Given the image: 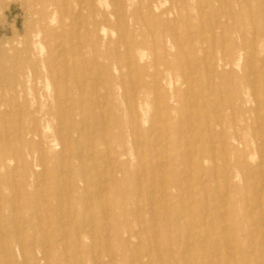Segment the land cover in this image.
<instances>
[{
    "label": "bare ground",
    "instance_id": "obj_1",
    "mask_svg": "<svg viewBox=\"0 0 264 264\" xmlns=\"http://www.w3.org/2000/svg\"><path fill=\"white\" fill-rule=\"evenodd\" d=\"M111 1H113V8L107 12H102L99 7L103 6V4L107 6V0H9V2L0 0V5L6 7L8 13H12L16 10L21 11V14L25 19L24 24L21 26L22 34H19L17 28L18 14L14 16V22L10 29L15 35L19 34L20 38L15 44L8 45L7 53L5 55V58L8 59L7 61L11 62L13 58H16L17 60V68L12 70L9 73V76L15 80L17 84L16 98L18 104L21 106V115L11 126H8L5 123L1 124L0 160L3 161L5 157L11 156L16 158L19 157L21 159L19 167L22 168L24 173H26L29 169L27 155L37 154V157L42 164H45L46 162L51 163V167H49L50 169L52 168V176L55 177L56 180L59 178L61 167L64 166L69 173V183L62 181L61 184H48L47 178L42 179L39 183L37 182V186L40 187L39 191L42 192L43 196L39 195L40 192L38 190H31L32 192L29 193L31 196V202H36V206L29 208L25 216H23V214L22 216L20 215V217H23L22 220L27 226L21 227L17 219V215L20 213L14 205L15 202L13 204L14 210L9 214L10 217L7 216L6 218L0 207V264H85V257L89 255V249L83 246L84 236L82 235L86 233L82 235L79 233L81 230L91 229L93 225L87 217L82 215L79 218L78 215L91 209L89 204L86 203L87 201L82 202L80 199L83 196L94 195L89 189V185L93 183L95 176L91 171L92 169H88L86 162L82 159L84 154L90 155V160L91 157L93 159L94 156L95 159L93 160L102 161L103 159V162L106 163V165L109 163L112 166L110 172L112 173V176L110 177L109 183L115 186L116 189L117 186L115 184L118 179L116 180L113 178L114 173H117L120 176L123 175V177L126 176L125 179L129 176L133 183H141L142 186L145 185L146 187V193L142 197V204L138 203V197L141 196L142 193L140 191L133 192L134 194L132 193L133 199L136 202L133 206V212L137 218L133 221L138 224V226L137 228H133V226L127 224L124 232L127 233L126 237H128V239L135 235L140 239V236L144 234L147 238H150L149 246L137 256L128 255L124 252L123 248L119 252L110 251L107 253L110 264L118 262V264H151L152 261L157 262L158 264H197L198 261L203 264H215L216 261H218L215 260V258H211V256H213L211 253L203 251L202 247L209 243L206 237L204 238L205 244H203L204 241L202 243L201 238H199L201 241L190 242L193 240L192 238L194 236L198 235H207L209 238L212 236V238L215 239V237H217V232L212 230L210 224L207 225L205 223V225L202 224L201 226L198 222H194L196 224H194L193 228L186 229L187 221L186 218L183 219L185 215L182 218V211L180 208H177V202L181 197L179 191L181 178L174 174L167 179L166 177L168 175L164 176L162 174L165 171L164 162L156 159L157 156L163 155L168 158V166H173L175 168L178 166L181 156L179 139L181 137L180 126L183 116L191 115L193 113V107H196V105L193 104L195 103L194 100L193 102L189 100L191 96L188 95L192 93L189 86L182 88L183 94L180 92V84H187L188 81H186V78L187 76L190 77L189 73L185 70L179 69L178 74L182 75V81L180 80L179 82L175 77L177 72L176 68H179L176 65L179 64L180 61V63H185V59L181 55V52L178 50L171 51L165 45H146V41L143 40V44L145 43V45L124 46L127 50V55L125 57L126 62L122 60L120 63H114V60L112 61V59L105 55L107 62L104 64V67L102 69L95 68L94 76L92 78H90V76L89 80H87V82H91L89 85L90 93H88V90H86V93L85 88H83L84 85H82L83 80L79 78L80 76L87 78V73L90 69V66L87 67L89 64V57H91L90 63H95L98 58L97 56L101 55L98 51L101 46L102 34L105 31V26L110 24L109 20H107L108 16L114 15L119 17V19L132 16L134 21H137L138 23L140 19H147L155 28H162V26L168 27L170 24L160 15L161 13H169L172 12L173 8H179L181 14L184 15L185 7L186 11L188 6L193 9L196 1L180 0L183 2L180 7H176V5L174 6L171 2L173 7L169 6L166 8L160 3V1L165 2L167 0ZM218 2L220 4L219 0ZM237 5L238 2L236 0H224V4H222L221 8L224 13H226L227 10L229 16L232 19H235L237 12L233 6ZM142 10H144V12H142ZM85 15L86 17H92L90 23L84 20ZM190 15H192V13H189V16ZM122 22L124 25V21ZM75 24H79L80 31L77 30L79 29L76 28L77 26L75 28L72 27ZM81 31L84 32L81 33ZM132 33L138 35L139 39H142L147 35L146 29L141 31L132 30ZM222 33L227 34L231 44L230 46L222 45L216 49L222 54V56H219L218 58L216 55L212 59L210 58L214 69H220V73L222 74H232L237 68L240 67L241 69L243 67L246 76L251 75V72L253 71V65L251 62L254 57L253 56L251 59V56L255 50L252 48L248 53H245V57L249 58L247 61L244 60L243 64H240V61L243 58L241 57V54L243 55V53H241L242 47L240 46L242 43L239 40L236 41L234 38V36L239 37V35L234 33L231 29H227ZM107 38L110 39V37ZM207 40H210L211 42L212 36H209V39ZM107 41L109 40L107 39ZM71 56L73 57L72 59ZM160 58L162 59L161 62L159 61ZM255 60L256 59H254V61ZM188 61L186 63H189ZM141 62H144L143 64L145 65L140 66ZM147 62L151 64L150 67H152L153 64H156L157 72H152L146 69ZM126 66L135 68L134 71L138 76L136 79L137 82L131 78L132 82H130L131 85L129 86H127L128 84L125 85V83L124 85H121L123 83L122 74L119 76L113 75L114 71ZM160 66H162V69H160ZM161 71H164V74L161 75ZM254 74L255 76L259 75V72H254ZM103 76L105 77V80L108 81V86L97 82V79L102 78ZM256 80H258L257 77ZM252 81L254 80H251V83H254ZM120 88H122V91H120ZM96 89L98 92L100 91L103 93L104 98L100 100L95 98L94 90ZM126 92L130 93L129 95L133 99L129 101L126 99L128 106L125 107L124 110L121 101ZM186 95L188 97L185 98L184 96ZM28 96H31L32 98L29 99ZM167 97L169 98L168 100H166ZM158 100L162 102L161 107L158 106L160 103ZM259 105L260 102L257 101L254 108L255 111L258 109ZM161 108L165 111L167 118L172 121L173 125L168 127V129L166 128V117L164 119L159 114ZM106 109L113 111L115 115L112 118L107 116L108 111L106 113L107 115H105L104 111ZM203 110L206 111L205 116H207L208 110L211 109L209 106H205ZM125 111L128 116H131V120H128L127 117H123ZM212 111L215 112L214 110ZM7 112L8 111H0V121H2V118L8 114ZM193 118H195L198 123L201 122L200 117ZM207 118L208 117L204 119V122L208 125L209 119ZM189 119L191 120V118ZM108 125L114 128V132H109L110 135L104 137L103 132L105 131L103 130L106 128V132H108ZM257 125L259 124L257 123ZM89 129L99 131V136L96 138L93 136L95 139L89 137L88 134L91 133ZM39 130L42 131V133H40ZM71 131L76 133L78 137L77 141H73L71 138L69 139L68 133ZM161 131L167 133L170 145L166 146L165 144L163 147L160 142L164 139L162 137L161 140L156 139V136H158ZM3 132L8 133V135L3 134ZM221 134L224 136V138H222V143L224 144L222 151L225 152L229 149H227V144L229 142L228 136L226 131H222ZM37 136L39 137L38 139L36 138ZM231 136L232 147L240 143L243 145L242 139H240L236 133ZM82 138H84L83 141ZM111 139L115 140L116 145L118 146V149L115 150V154H113V150L109 147ZM96 144L102 145L104 148L102 147L103 149H99ZM155 144L158 146L160 145V147L158 149L157 147L152 148L151 146ZM11 148H14L15 151L11 152ZM72 149H76L77 153L73 154L70 152ZM206 152H208V154H206ZM193 154L195 155V153ZM246 154L247 153H243V157H245ZM76 156V160L72 159V157ZM213 156H215L213 147L211 145L206 146L205 152L201 154L200 160H198V165H201L200 170L205 171L202 164H204L206 158L211 159ZM132 157H135L136 165L131 163ZM87 160H89V157ZM92 166L94 167L96 165L93 164ZM0 167L4 173L9 174L11 171L10 165L2 164ZM104 169L106 168L104 167ZM213 169H215V167H213ZM242 169H252L251 171L256 169L257 172L261 174V177L259 176V179H261L260 181L264 184V169L261 160H259L256 166L251 163H246L244 165L242 163L240 165L238 164L236 165L234 172L233 170L232 172L235 176H241L240 173L242 172ZM202 173L204 174L205 172ZM206 174L208 173H205L204 175ZM39 175L42 176L41 174ZM11 180L13 181V179ZM59 181H61V179H59ZM22 184L24 187H31V184L26 177ZM67 185L70 187H67ZM168 186L172 188L171 192L165 190ZM107 187H105L104 184L99 185V190H97L96 195L99 197H106L108 194ZM257 187L258 186H256V188ZM262 188L263 187H261V190ZM18 190L21 191V189ZM157 191L159 192L158 195L155 194ZM78 193H81V198L79 197V199H77L80 205H82V210L80 212L75 210L72 205L69 206V208L64 207L65 209L62 205V208L58 210L59 212H56L51 207H48L49 209H47L51 215H55V225L57 227L61 226L63 229V231L60 229L58 233L56 232L57 236H60L62 239H69L70 235L77 236L76 243H72L70 246L64 244L65 247L60 251L58 240L61 241L62 239L57 240L55 239L56 237L52 236L55 234L54 232L57 227L53 230L52 221L51 223L45 224L44 219L40 217L42 216L41 213L39 216L33 213L42 211L43 208L46 209L45 203L48 196L56 199L60 203L65 196L71 197L72 199L76 198ZM3 196L0 195V201ZM20 197L21 196H19V198ZM259 201L263 202L264 199H259ZM187 203L190 202L188 201ZM258 203L259 202H257V204ZM116 204L118 203H114V206ZM200 205L203 211H207V205L205 206L204 203H201ZM105 210L104 207L101 208L102 215L105 213ZM27 215L33 216L28 219L26 218ZM217 215L221 218L226 217L225 219L230 221L227 226L229 228L233 227L238 233V237L242 238L245 236V241L249 240L250 232L246 228V225H243L236 220L238 216L234 215L233 210L226 211L224 214L217 212ZM12 216H15V218ZM11 217L13 218L12 221ZM147 217H150V224H147L144 220L147 219ZM94 221L96 220L94 219ZM74 223H76L77 227L74 234H71L70 232L68 233L64 228L66 225L71 226ZM32 226L34 228H32ZM101 226L102 228H106V222H102ZM182 228H184V231ZM222 230H224L223 227ZM255 232H257V229ZM94 234L95 231L89 232L91 237H93ZM183 235L186 236L185 242L183 243V252L191 253L190 258L193 262H190L185 254H183L184 259L182 260L175 255L177 247L180 246L179 240ZM126 237L118 238L120 245L125 246L129 244ZM251 240H253V238H251ZM227 241L228 238L224 243H227ZM99 242H101V240H99ZM252 247L254 248L255 245ZM227 248L230 249V246H227ZM232 248L235 252L243 251L245 246L244 244H234ZM254 253L256 254V250ZM258 254H260V252ZM218 255L220 257V253H218ZM244 259L245 264H248L249 261L246 258Z\"/></svg>",
    "mask_w": 264,
    "mask_h": 264
},
{
    "label": "rangeland",
    "instance_id": "obj_2",
    "mask_svg": "<svg viewBox=\"0 0 264 264\" xmlns=\"http://www.w3.org/2000/svg\"><path fill=\"white\" fill-rule=\"evenodd\" d=\"M5 1L9 2V0H5ZM176 1L177 0L174 1L167 0L165 2L160 1V3L165 8L172 6V4L174 6L176 5V7L182 6L183 4L182 1L180 0H178L177 2ZM195 1L196 2L193 9H191V7L188 6L186 11V7H185L184 15L181 14L179 8L177 9L173 8L172 12L169 13L168 12L161 13L160 15L163 16V18L167 22H169L170 25L168 27L162 26V28H155L154 26H152L151 23H149L147 19H143L144 22L143 20L140 19L139 23L137 21L136 23L132 18V16L122 17L121 19H119V17H116L114 15L108 16L107 20H109L110 24H107L105 26V31L102 34L101 46L98 51L101 53V55L97 56L98 58L95 63L94 62L90 63L91 57H89L90 59L88 60L89 64L87 67L90 66L89 68L91 70L89 69V72L87 73V78L86 77L83 78V76H80L79 78L83 80L82 85H84L83 88H85V91L88 90V93H90L89 85L91 84V82H87V80H89L90 76H91L90 78L94 76L93 74L95 72V68L102 69L104 67V64H106L107 62L105 55H107L110 59H112V61L114 60V63L117 62L120 63L122 60L126 62L125 57L127 55V50L126 48H124L125 45H145V43L146 45H157V46L165 45L171 51L178 50L181 52V55L185 59V63L183 62L180 63L181 62L180 61L179 64L176 65L179 68H176L177 72L175 74V77L178 79L179 82L180 80L182 81L183 79L182 75L178 74L179 69L185 70L186 72L189 73L190 77L187 76L188 79L186 78V81H188L187 84L185 83L180 84V89H181L180 92L181 94H183L182 88L186 86L190 87L192 93H190L191 95L190 94L188 95L191 96L189 100L191 102H193L194 100L195 103L193 104L196 105V107H193L192 114L193 117H200L201 122L198 123L195 120V118L192 117V114L189 116L188 115L183 116V120L180 126L181 137L179 139L181 156L179 159V164L176 168L173 166H168V158L164 157L163 155L157 156L156 159L164 162L165 171L162 174L164 176L168 175L166 177L167 179L172 177L174 174H176L178 177L181 178V183L179 185V191L181 197L177 202V208L181 209L182 218L185 215L183 219L186 218L187 221L186 229L193 228L194 224H196L194 222H198V224H200L201 226L202 224L205 225V223L207 225L210 224L212 226V230L217 232L216 233L217 237H215V239L212 238V236L211 238H209L207 235H198V236H194L192 238L193 240H191L190 242L192 243L193 241L198 242L201 241L202 239V243L204 241L203 244H205L204 238L206 237L209 243L207 245H204L202 249L203 251H207L211 253V255H213L211 256V258H215V260H218L216 261L215 264H226V263L245 264L244 258H246L249 261L248 264H254V263L264 264V220H263L264 201L263 202L259 201V199L260 200L264 199V184H262V182L260 181L261 179H259V176L261 177V174L257 172L256 170L257 168L254 169L253 171H251L252 169L251 170L242 169V172L240 173L241 176L240 175L235 176L233 174L234 170L236 169V165L238 164L240 165L241 163L243 165L246 163H251L252 165L256 166L259 160H261L264 169V146H263L264 145V139H263L264 138V131H263L264 74H262L264 73V14H263L264 0H236L238 2V5L233 6L235 8V11L237 12V14L235 15V19H232L229 16L227 10L226 13L222 11L221 7L222 4H224V0H219L220 4L218 0H195ZM107 4H108L107 6L103 4V6L99 7V9L102 10V12H107L111 10L113 8V1L107 0ZM204 5L207 7H205ZM142 12H144V10H142ZM189 13H192V15L189 16ZM16 14H18L17 16L18 32L19 34H22L21 26L24 24L25 19L24 16L21 14V11L16 10L13 11L12 13H8L6 7L0 5V111L2 112L8 111L7 112L8 114L2 118V121H0V127L2 123L11 126L15 121H17L20 118L21 115L20 114L21 106L18 104V100L16 98L17 84L16 81L9 76V73L17 68L18 65L17 60L16 58H13L10 62L7 61L8 60L7 58H5L8 45L15 44L17 40L20 38L19 34L15 35L10 29V27L13 25L14 22L13 18ZM84 20L90 23L92 21V17L91 18L90 16L86 17L85 15ZM122 21H124L125 26L123 25ZM79 24H75L72 27L75 28L77 26L76 28H79ZM175 25L177 29L175 28ZM212 28L214 31L212 30ZM144 29H146L147 35L144 36V38L142 39L141 38L139 39L138 35H134L132 33V30L141 31ZM227 29H231L234 33L239 35V37L234 36V38L236 39V41L239 40L242 43V45L240 46L243 49V50L241 49V53H243V55L241 54V57L243 58L240 61V64H243L244 60L247 61V59L249 58V57H245L246 55L245 53H248L252 48L255 50V52L253 51L254 53L252 52L253 54L251 56V59L254 56L253 61L254 59H256L254 62L253 61L251 62V64L253 65V71L251 72V75L246 76V72L243 67L241 69L240 67L237 68L235 72H233L232 74H222L220 73L221 72L220 69L217 68L216 70L214 69V66L211 63L210 58L212 59L216 55L218 56V58L219 56H222V54L218 52L216 49H218L222 45L230 46L231 44V41L227 36V34L222 33ZM77 30L80 31L81 29L79 28ZM82 32L84 31H81V33ZM209 36H212L211 42L210 40H207L209 39ZM107 37H110V39ZM107 39L110 42L107 41ZM143 40L146 41L144 44H143L144 42ZM204 52L205 53L207 52L206 55ZM72 56L71 59L73 58ZM159 61L161 62L162 59L160 58ZM187 61L190 63V65L189 63H186ZM143 63L144 62H141L140 66L145 65ZM146 65L147 66L145 68L148 69L149 71L157 72L156 64L155 65L153 64V66L150 67L151 64L147 62ZM160 69H162V66H160ZM134 70L135 68L131 66L121 67L117 71H114L113 75L119 76L122 74L123 83L121 85H124L125 83V85L128 84L127 86H129L131 85L130 82H132L131 81L132 79L135 82H137L136 79L138 76ZM254 72H259V75L255 76ZM160 74L161 75L164 74V71H161ZM232 75H233V79H232ZM256 77L258 80H256ZM251 80H254L252 81L254 83H251ZM97 82L99 84H104L108 86V81L105 80L104 76L102 78H98ZM120 89H121L120 91H122V88ZM129 94L130 93L127 92L124 93L123 95L124 98H122L123 100L121 101L124 110L125 107L128 106L127 101L133 99L132 97H130ZM94 96L98 100L104 98L103 93L100 91L98 92L97 89L94 90ZM188 96L186 95L184 97L186 98ZM28 97L29 99L32 98L31 96ZM168 99L169 98L167 97L166 100ZM256 100L260 102V105L258 106V109H256L255 111L254 108L257 104ZM161 105L162 102L160 101L158 106L161 107ZM205 106H209L211 109L208 110L207 116H205L206 111L203 110ZM212 110H214L215 112H213ZM159 111L161 117H163L164 119L166 117L165 122H166V128L168 129V127H171V125H173L172 121L167 118V115L165 111L162 110V108ZM104 113L105 115L108 114L107 116L111 118L115 115L113 111L107 109L104 111ZM123 117H127L128 120H131V116H128L126 111L124 112ZM206 117H208L207 119H209L208 125L206 124V122H204V119ZM189 118H191V120ZM257 123L259 125L261 123V125L259 126L257 125ZM107 127H108V132H106V128L103 130L105 131L103 132L104 137L114 132V128L112 126L108 125ZM89 130L91 131V133L88 134L89 137L94 136L96 138L100 134L99 131H95L94 129L93 130L89 129ZM222 131L227 132L228 141H229L227 144V149L228 148L229 149L225 152L222 151V147L224 145L222 143V138H224V136L221 134ZM39 132L42 133V131L40 130ZM70 133H68L69 139L71 138L73 141H77L78 137L76 133H74L73 131H71ZM234 133H236L239 136V138L242 139L243 145L240 143L232 147L233 145H232L231 135H233ZM3 134L8 135V133L5 132H3ZM167 136L168 135L165 131L159 132V135L156 136V139L161 140V137L164 139L163 141L160 142L163 145V147L165 146V144L166 146L170 145V142H168L169 138ZM36 138L38 139L39 137L37 136ZM113 139L110 140L111 143L109 144V147H111V149L113 150L112 151L113 154H115L116 152L115 150L118 149V146L116 145V141ZM128 139L130 140L129 137ZM83 140L84 138H82V141ZM208 145H211L213 147L215 151V156H213L211 159H207V158L205 159L206 161L204 162V164H202L205 169L204 171V170H200L201 165H198V160H200L201 154L205 152V147ZM96 146L99 149L104 148L102 145L99 144H96ZM151 147L152 148L157 147L158 149L160 145L158 146L155 144ZM14 151L15 149L11 148V152ZM70 152L76 154L77 150L72 149ZM193 153H195V155ZM243 153H247L245 157H243ZM206 154H208V152H206ZM88 157L89 160H87ZM27 158L29 160V169L26 173H24L22 168L19 167L21 163V159L19 157L16 158L14 156H11V157H5L3 161L0 160V166L2 164L11 166V171L9 172V174L4 173L0 169L1 170L0 195L2 196L4 195L3 197H1L0 207L2 212L5 214V217L7 218V216L10 217L9 214L12 213V211L14 210L13 206L15 205L16 209L20 213L19 215H17V219L21 227L27 226V224L25 225V223L22 220L23 217H20V215L22 216L23 214V216H25L29 208H33L34 206H36V202L35 203L33 201L31 202V196L29 193L32 192L31 190H36V191L40 190L39 189L40 187L37 186V182L39 183L42 179L47 178L48 184L49 183L61 184L62 181H66L67 183H69L68 181L69 173L62 164L61 165L63 167H61L60 169L59 178L56 180L55 177L52 176L53 174L52 168L50 169L51 163L46 162L45 164L44 163L42 164L38 159L37 154L27 155ZM72 159L76 160L77 156L72 157ZM82 159L84 160V162H86L88 169H92L91 171L95 176L93 179V183L89 185V189L92 191V193H94V195L86 196V197L83 196L81 198L80 197L81 193L80 194L78 193L77 197L72 199L71 197L65 196L60 203L56 199L48 196V198H46V203H45L46 209L43 208L42 211H38L37 213H33V214H37L39 216L41 213L42 216L40 217L44 219L45 224L51 223L52 221V227L54 230V228L57 227L55 225V217H54L55 215H51L49 213V211L47 210L49 209L48 207H51L56 212H59L58 210L62 208V205L63 208L64 207L69 208V206L72 205L74 206L75 210L80 212L82 210V205H80V203L77 201V199H79L80 197L81 198L80 200L82 202L87 201L86 203L89 204L91 209L89 211H85L81 213V215L78 216L80 218L82 215H84V217H87V219H89L93 225L91 229L81 230L82 232L80 231L79 233L81 235L86 233L82 235L84 236L83 246L89 249V255L85 257V264H110L109 258L107 257V253H109L110 251L119 252L120 250H122V248L124 249V252H126L128 255L137 256L138 254H141L144 251V249L149 246L150 238H147L144 234H142L140 236V239H138V236L136 235L128 239V237H126L127 233H125L124 231L127 227V224L133 226V228H137L138 226V224L134 222L135 221L134 219H137L135 213L133 212V206L135 205L136 202L133 199L132 193L133 192L135 193L136 191H140L142 193V195L138 197L139 198L138 203L142 204L143 203L142 197L146 193L145 185H143L144 186L143 187L141 183L140 184L135 182L133 183V181L129 178V176L127 177V179H125L126 176L123 177V175L120 176L119 174L114 173L113 178H115L116 180L118 179L115 184L117 186L116 189L115 186L109 183L110 177L112 176V173H110L112 170V166L109 163L108 164L110 166L108 164L106 165V163L103 162V159L102 161L93 160L95 159L94 156L93 159L91 157L90 160V155H86V154L82 156ZM131 163L136 165L135 157H132ZM93 164H95L96 166L93 167L92 166ZM104 167L106 169H104ZM213 167H215V169H213ZM202 172L208 174L204 175L205 173L203 174ZM39 174H41L42 176H40ZM24 176L30 182L31 187L23 186L22 182L25 178ZM11 179H13V181ZM59 179H61V181H59ZM100 179L103 182H101ZM102 184H104L105 187L107 186L109 187L106 188L108 191L106 197H99L98 195H96L97 190H99V185ZM256 186L258 187L256 188ZM67 187L70 186L67 185ZM261 187H263L262 190ZM18 189H21V191ZM165 190L167 192H171L172 188L168 186L165 188ZM155 194L158 195L159 192L157 191ZM18 195L23 198L21 197L19 198ZM39 195L43 196L42 192H40ZM188 201L190 203H187ZM257 202H259L258 203L259 205L257 204ZM114 203H118V204L114 206ZM201 203H204L205 206L207 205L206 206L207 211L202 210L200 205ZM102 207L106 209L103 215L101 211ZM230 210H233L234 215L238 216V218L236 219L237 221H239L243 225H246V228L250 232L249 233L250 241L249 240L245 241V236L242 238L238 237V233L236 232V230L233 229V227L229 228L227 226L230 223V221L228 219H225L226 217L221 218L217 215V212L224 214L226 213V211L228 212ZM31 216L33 215H27L26 218L30 219ZM12 217L15 218V216ZM12 217H11V221L13 220ZM94 219L96 221H94ZM144 220L145 222H147V224H150V217L149 218L147 217V219ZM102 222H106L107 225L106 228H102L101 226ZM222 227L224 230H222ZM32 228L34 227L32 226ZM76 228H77L76 223H74L71 226L66 225L64 229L68 231V233L70 232L71 234H74ZM60 229H62V227L58 226L56 228V231L54 232L55 234L52 235L56 237L55 239L57 240L62 239L60 236L56 235ZM256 229L257 232H255ZM182 230L184 231V228H182ZM90 231H95L93 237L89 235ZM220 234H221V238H220ZM124 236L128 239V243H129L128 245L125 246L119 244V239L123 238ZM227 238H228L227 243H224L226 242ZM251 238H253V240H251ZM185 239L186 236L183 235L182 238L179 240L180 246L178 245L179 247H177L175 255L182 260L184 259L183 254H185L186 258L190 262H193L192 259L190 258L191 253L189 254V252L188 253L183 252V243L185 242ZM99 240H101V242H99ZM108 240L110 241V243ZM58 242H59L58 244L59 250L62 251L63 248L65 247L64 244L66 246L68 245L70 246L72 243H76L77 236L70 235L69 239L63 238L61 241L58 240ZM61 243L63 246L61 245ZM234 244H244L245 248L243 249V251L235 252L233 251L232 248ZM226 245L230 246V249L227 248ZM253 245H255L254 248L252 247ZM254 249L256 250V254L254 253L255 251ZM259 252L260 254H258ZM218 253H220V257ZM188 254H189V258H188ZM118 263H114V264H118ZM156 263L157 262L154 261L151 262V264H156ZM201 263L202 262L199 261L197 262V264H201Z\"/></svg>",
    "mask_w": 264,
    "mask_h": 264
}]
</instances>
